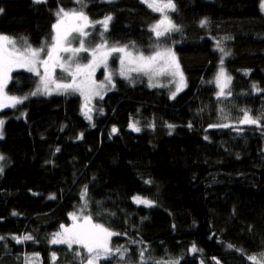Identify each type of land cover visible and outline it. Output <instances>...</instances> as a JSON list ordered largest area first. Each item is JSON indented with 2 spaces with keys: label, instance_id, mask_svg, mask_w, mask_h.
I'll list each match as a JSON object with an SVG mask.
<instances>
[{
  "label": "trees",
  "instance_id": "1",
  "mask_svg": "<svg viewBox=\"0 0 264 264\" xmlns=\"http://www.w3.org/2000/svg\"><path fill=\"white\" fill-rule=\"evenodd\" d=\"M174 3L178 30L157 38L163 15L143 0H0V34L44 48L41 60L59 9L83 11L85 46L171 49L186 83L173 98L144 73L121 76V53H112L99 74L108 70L114 86L86 114L79 92H37L41 75L13 71L7 91L27 99L0 111V264H82L86 249L51 243L81 209L117 234L112 249H127L99 264H140L142 250L147 264H253L248 257L264 253V0ZM109 15L105 30L98 22ZM221 58L231 77L224 96ZM245 111L260 123L241 124Z\"/></svg>",
  "mask_w": 264,
  "mask_h": 264
},
{
  "label": "snow or ice",
  "instance_id": "2",
  "mask_svg": "<svg viewBox=\"0 0 264 264\" xmlns=\"http://www.w3.org/2000/svg\"><path fill=\"white\" fill-rule=\"evenodd\" d=\"M79 2V0H78ZM148 7L152 8L156 12L163 13L162 18L152 26V31L155 33L157 38L166 36L169 32L178 30V27L172 22V20L167 15V11H175L176 5L174 0H144ZM2 11V9H0ZM57 23L53 25L56 35L53 40L54 43L50 49L47 51L48 59L41 60V53L44 52V48H32L27 42H24V47L18 48L17 42L14 38L9 37L4 34H0V107H15L17 104L23 103L27 97H15L8 96L5 93V88L7 82L10 79V72L12 66L18 67H27L29 71H34L37 75H40L39 67L43 66L44 75L41 76L40 86L37 88V92H40L41 89L44 93L50 94L51 91L56 90H74L80 91L82 95H85V105L86 114L91 112V109L88 108L87 101L90 100L91 96H100V89H103L105 85L103 83L96 84L94 80H91V75L95 71V68L99 64L103 63L106 66L108 57L112 53H121L120 64L121 70L120 75L127 77L130 72H138L149 75L150 86H156L151 84L152 77L164 75L166 73H171L174 77H179L176 84V92L172 93L174 98L176 94L182 91L183 87H186L185 78L183 73L179 69V63L176 60L175 53L171 49L157 50L153 54L145 56L142 52L134 54L132 51H129V46H120V47H111L107 51H104L107 47L106 42L104 44L97 45L96 48L92 51L93 60L86 65H77L75 71L71 70L70 66H65L59 64V66L68 71L72 77V83H58L52 79L50 71V62L51 67L54 69L57 66V61L59 59L58 55H54L60 51L72 52L73 54L79 53L81 51H88L84 47V42L81 40L79 48H68L63 47V42L72 35V33H79L81 36H87L88 33L84 31L86 27L89 26V21L87 15L83 11L69 10L65 11L63 8L59 9L57 12ZM112 20V16H106L101 23L105 30H107L109 22ZM207 18L200 21L201 26L207 25ZM217 48L225 55H230V53L225 52L222 47H220V42L217 41ZM221 68L217 76V83L220 85V91L218 96H224L225 88L231 81V77L227 76L223 68V58H221ZM81 76L83 79L78 84L76 82L77 77ZM106 80L110 83L112 80L111 74L106 77ZM223 80V83L221 81ZM55 84V89H52V85ZM114 86V85H113ZM257 91H261L256 85H253ZM37 92L31 93V95H36ZM87 93V94H86ZM231 95V93H227ZM91 120V116L87 117ZM241 124H251L256 125L260 123V118H253L248 111L244 112L243 119L240 120ZM4 121L0 120V137L3 136V127ZM220 127H229V125H218ZM133 130L140 131V128L136 126V123L129 125ZM174 127L169 125V128ZM212 127V126H210ZM113 132H116L117 129L114 127ZM82 137V134H81ZM207 139V137H205ZM59 151V149H57ZM5 158L3 155H0V161H3ZM3 165L0 164V173L3 172ZM151 183V181H147ZM82 197L87 196V186H85L84 191L82 192ZM134 201L137 204H144L146 206H153L154 202L143 198L139 195L133 197ZM84 207H87V199H85ZM83 209H81V212ZM16 213H13L15 215ZM74 221L71 228H64L62 225V231L54 235L51 243L53 244H67L69 248L73 244L82 245L86 249L88 256L82 261V264H99L103 260H108L113 253H118L123 258L124 254L127 252V249L116 248L112 249L109 245V240L116 233L111 232L109 229L105 228L103 224L93 223L91 215H83L78 217L76 213L70 214ZM80 219L82 223H76ZM17 242L21 240H32L31 235L24 237H14ZM4 239L0 237V240ZM229 248H232L233 245H228ZM192 252H197L198 249L193 245ZM140 264H147L148 259L145 258L144 251L142 250L139 253ZM53 259H55V254H53ZM215 259V258H213ZM249 260L253 264H264V253H260L257 256H249ZM153 264H164L163 261H154ZM170 264H179V261H172ZM203 264V262H202ZM219 264V261H217Z\"/></svg>",
  "mask_w": 264,
  "mask_h": 264
},
{
  "label": "rangeland",
  "instance_id": "3",
  "mask_svg": "<svg viewBox=\"0 0 264 264\" xmlns=\"http://www.w3.org/2000/svg\"><path fill=\"white\" fill-rule=\"evenodd\" d=\"M143 1H144V0H143ZM170 12H171V10H168V11H167V15H168V16H169V13H170ZM162 15H163V13H162ZM169 18H170V16H169ZM88 21H89V19H88ZM90 26H91V22L89 21V26L86 27V28L84 29V31L88 33L87 36H81L79 33H72V35H70V36L67 38V40H66L65 42H63V47H68V48H79V47H80V42H81V40H83V42H84V40H85L86 38H88V36H89V32H90V29H89ZM55 35H56V32H55ZM79 40H80V41H79ZM78 41H79V42H78ZM53 43H54V40H53V42H52L51 44L48 45V47H47V51H48V49H50V48L52 47ZM17 47L22 49L24 46H21L19 43H17ZM84 47H85L86 49H88V51H81V52L76 53V54H73L72 52H64V51H60V52L54 54V55H58L59 59H58V61H57V66H56L54 69L51 67V62H50V71H51L52 79H54V80H55L56 82H58V83H66V84H67V83H72V82H73V81H72V77H71V75L69 74V72L63 70V69L59 66V64H63V65H65L66 67H67V66H70V67H71V70H72L73 72L75 71L77 65H81V66H83V65L88 64L90 61L93 60L92 51L96 48V46L93 47V48H88V47L85 46V44H84ZM32 48H33V47H32ZM108 49H110V48L106 47V48L103 49V50H104V51H107ZM172 52H173V51H172ZM41 55H42V54H41ZM121 55H122V54H121ZM40 57H41V56H40ZM109 57H110V56H109ZM109 57H108V59H107V62H108V60H109ZM175 57H176V56H175ZM46 59H48L47 53H46V57H45L43 60H46ZM176 60H177V57H176ZM107 62H106V65H107ZM177 62H178V60H177ZM101 67H105V64L101 63V64H99V66H97V67L95 68V71H94V72L92 73V75H91V80H94V81L96 82V84H101V83H103V84L105 85V87H104L103 89H100V96H91L90 100L87 101V104H88V105H91V104H92L97 98H99V97L103 96L104 94H106L107 91L109 90V88L113 86V81H112V80H111L110 83L106 80V77L109 75V71H108V70H104L105 73L103 74V77L100 76L99 71H100V68H101ZM120 69H121V64H120ZM179 69H180V71H181V67H180V65H179ZM15 70H26V71H29V69H28L27 67H18V66H15V65L12 66V69H11V72H10V79H9L8 82H7V86H8V84H9L10 80H11L12 73H13V71H15ZM42 71H43V73H42ZM29 72H32V73L37 74V73L34 72V71H29ZM39 72H40V75H41V76L44 75V68H43V66H40V67H39ZM181 72H182V71H181ZM60 73H62V76H63V78H61V79L59 78ZM131 73H133V72H130L129 75H130ZM99 76H100V77H99ZM147 76L149 77V75H147ZM82 79H83V77L78 76L76 82L79 84L80 81H81ZM178 79H179L178 76H177V77H174L171 73H166V74H164V75H160V76L152 77V79H151V83L154 84V85L167 86V87H169L172 91L176 92V84H177ZM149 80H150V78H149ZM221 83H223V80L221 81ZM217 84H218V83H217ZM7 86H6V88H5L4 91H5V93H6L8 96H12V95H10V94L8 93V91H7ZM218 86H219V91H220V85H218ZM51 87H52V89H55V84H53ZM225 89H226V88H225ZM41 90H42V89H41ZM71 91H74V90H71V89H69V90H67V91H65V90H59V91L53 90V91H51V93H63V92H71ZM75 92H79V93L81 94L80 91H75ZM86 94H87V93H86ZM81 95H82V94H81ZM15 97H20V96H15ZM82 97H83V99H84V101H85V95H82ZM85 103H86V101H85ZM20 104H22V103H20ZM20 104H17L15 107H17V106L20 105ZM15 107H0V111H1V110H4V109H8V108H15ZM1 162H2V161H0V164H1ZM83 215H86V214H85L84 212H81V211L77 214L78 217L83 216ZM73 223H74V221H73V219H72L71 224H70V225H64V228H71V227L73 226ZM76 223H82V220L78 219V220L76 221ZM93 223H94V222H93ZM61 231H62V229H61L60 231H56V232L52 235V239H53V237H54V235H55L56 233L61 232ZM72 246H81V247H83L82 245H79V244H73Z\"/></svg>",
  "mask_w": 264,
  "mask_h": 264
},
{
  "label": "bare ground",
  "instance_id": "4",
  "mask_svg": "<svg viewBox=\"0 0 264 264\" xmlns=\"http://www.w3.org/2000/svg\"><path fill=\"white\" fill-rule=\"evenodd\" d=\"M79 213V212H78ZM78 213H76V214H78ZM70 225V224H69ZM60 231V230H59Z\"/></svg>",
  "mask_w": 264,
  "mask_h": 264
}]
</instances>
